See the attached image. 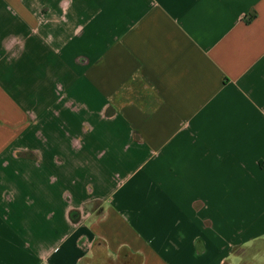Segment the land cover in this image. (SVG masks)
Wrapping results in <instances>:
<instances>
[{"label": "crops", "instance_id": "0c3cea01", "mask_svg": "<svg viewBox=\"0 0 264 264\" xmlns=\"http://www.w3.org/2000/svg\"><path fill=\"white\" fill-rule=\"evenodd\" d=\"M263 253L264 0H0V264Z\"/></svg>", "mask_w": 264, "mask_h": 264}, {"label": "built area", "instance_id": "2783aa9c", "mask_svg": "<svg viewBox=\"0 0 264 264\" xmlns=\"http://www.w3.org/2000/svg\"><path fill=\"white\" fill-rule=\"evenodd\" d=\"M241 18H244V15H242Z\"/></svg>", "mask_w": 264, "mask_h": 264}, {"label": "rangeland", "instance_id": "374dc122", "mask_svg": "<svg viewBox=\"0 0 264 264\" xmlns=\"http://www.w3.org/2000/svg\"><path fill=\"white\" fill-rule=\"evenodd\" d=\"M262 256V255H261ZM263 256H264V253H263Z\"/></svg>", "mask_w": 264, "mask_h": 264}]
</instances>
